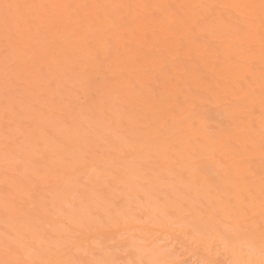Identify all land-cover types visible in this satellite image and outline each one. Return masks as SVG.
I'll list each match as a JSON object with an SVG mask.
<instances>
[{
  "label": "bare ground",
  "instance_id": "6f19581e",
  "mask_svg": "<svg viewBox=\"0 0 264 264\" xmlns=\"http://www.w3.org/2000/svg\"><path fill=\"white\" fill-rule=\"evenodd\" d=\"M170 220L192 263L264 264V0H0V262Z\"/></svg>",
  "mask_w": 264,
  "mask_h": 264
},
{
  "label": "rangeland",
  "instance_id": "374dc122",
  "mask_svg": "<svg viewBox=\"0 0 264 264\" xmlns=\"http://www.w3.org/2000/svg\"><path fill=\"white\" fill-rule=\"evenodd\" d=\"M142 218L141 216H138ZM154 220V219H153ZM154 223V222H153ZM151 223L150 229L129 230L123 228H113L112 231L100 229L95 233L94 239L98 241L100 251L98 259L107 261L105 264H138L139 259L146 256L156 255L155 264H200L192 263L185 254V249L174 239L173 233L177 232V225L170 220L167 223L168 230H159ZM122 227V226H121ZM137 248L136 259L128 253ZM153 264V263H150Z\"/></svg>",
  "mask_w": 264,
  "mask_h": 264
},
{
  "label": "snow or ice",
  "instance_id": "6c2138e0",
  "mask_svg": "<svg viewBox=\"0 0 264 264\" xmlns=\"http://www.w3.org/2000/svg\"><path fill=\"white\" fill-rule=\"evenodd\" d=\"M21 7H22L21 5H11V4H5L4 5V9H5L4 20H5V24L6 25L9 22V13H8V10L9 9H13V8L19 9ZM0 264H11V262L3 261V262H0ZM17 264H18V262H17Z\"/></svg>",
  "mask_w": 264,
  "mask_h": 264
}]
</instances>
